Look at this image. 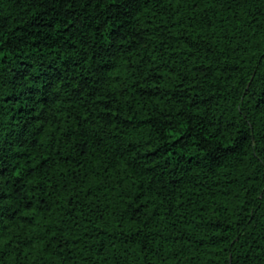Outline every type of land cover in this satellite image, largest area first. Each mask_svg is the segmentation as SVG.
<instances>
[{"label":"trees","instance_id":"16d2710c","mask_svg":"<svg viewBox=\"0 0 264 264\" xmlns=\"http://www.w3.org/2000/svg\"><path fill=\"white\" fill-rule=\"evenodd\" d=\"M0 264H264V0H0Z\"/></svg>","mask_w":264,"mask_h":264}]
</instances>
